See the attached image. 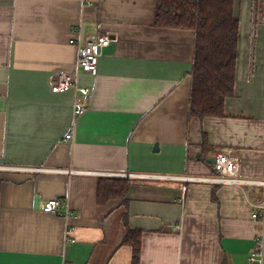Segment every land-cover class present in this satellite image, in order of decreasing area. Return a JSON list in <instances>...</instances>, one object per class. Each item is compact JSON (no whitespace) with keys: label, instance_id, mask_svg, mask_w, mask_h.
Masks as SVG:
<instances>
[{"label":"crops","instance_id":"1","mask_svg":"<svg viewBox=\"0 0 264 264\" xmlns=\"http://www.w3.org/2000/svg\"><path fill=\"white\" fill-rule=\"evenodd\" d=\"M157 0H0V264H250L262 188L207 178L228 154L264 178V0H235V91L224 116L191 118L196 33L158 28ZM110 34L97 74L70 40ZM58 72L90 89L54 93ZM74 130V140L65 142ZM72 170L77 173H58ZM105 174L148 175L153 178ZM129 179L100 203L99 184ZM68 203L69 217L43 212ZM250 200V201H249Z\"/></svg>","mask_w":264,"mask_h":264},{"label":"trees","instance_id":"2","mask_svg":"<svg viewBox=\"0 0 264 264\" xmlns=\"http://www.w3.org/2000/svg\"><path fill=\"white\" fill-rule=\"evenodd\" d=\"M234 1L157 0L158 28L196 33L191 118L224 116L226 100L234 95L240 34ZM130 184L129 179L103 180L98 188L99 202L124 200ZM124 244L133 249L132 264H139L141 234L128 230Z\"/></svg>","mask_w":264,"mask_h":264},{"label":"built area","instance_id":"3","mask_svg":"<svg viewBox=\"0 0 264 264\" xmlns=\"http://www.w3.org/2000/svg\"><path fill=\"white\" fill-rule=\"evenodd\" d=\"M77 36L70 40V44L77 50L76 68L78 72H84L91 75H96L98 72V65L100 59L108 49L115 38L110 34L98 35L83 39L81 37V29L77 32ZM54 93H64L72 91L75 93L76 110L82 113L86 110L85 105L82 103V98L90 95V89L81 85L79 75L72 76L66 72H58L55 75V80L52 85ZM74 140V130L68 133L65 137V142H72ZM241 163L238 158L232 157L228 154H222L216 160L214 165L215 174L207 178H194V177H170V179L185 180L189 182L206 183L211 185H232L239 188H262L264 189V178H249L243 176L240 171ZM58 173H67L69 175L77 173L72 170H54ZM123 177H140V178H153L155 176L141 175L136 176L132 174H105ZM250 201V200H249ZM254 212L252 219L260 222L262 229L255 239V245L249 255L250 264H264V198L260 203L251 202ZM43 212L51 214H60L64 217H69L71 213L68 203L62 200H51L43 206Z\"/></svg>","mask_w":264,"mask_h":264},{"label":"water","instance_id":"4","mask_svg":"<svg viewBox=\"0 0 264 264\" xmlns=\"http://www.w3.org/2000/svg\"><path fill=\"white\" fill-rule=\"evenodd\" d=\"M212 164H216V159L209 160Z\"/></svg>","mask_w":264,"mask_h":264}]
</instances>
